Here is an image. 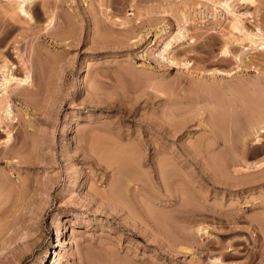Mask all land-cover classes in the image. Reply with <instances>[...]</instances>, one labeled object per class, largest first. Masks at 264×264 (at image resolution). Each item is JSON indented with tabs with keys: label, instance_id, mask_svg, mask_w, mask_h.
<instances>
[{
	"label": "rangeland",
	"instance_id": "1",
	"mask_svg": "<svg viewBox=\"0 0 264 264\" xmlns=\"http://www.w3.org/2000/svg\"><path fill=\"white\" fill-rule=\"evenodd\" d=\"M7 1L0 264H264V0Z\"/></svg>",
	"mask_w": 264,
	"mask_h": 264
},
{
	"label": "bare ground",
	"instance_id": "2",
	"mask_svg": "<svg viewBox=\"0 0 264 264\" xmlns=\"http://www.w3.org/2000/svg\"><path fill=\"white\" fill-rule=\"evenodd\" d=\"M30 0H8L7 2V7H6V11L11 13L13 12V9H9L11 4L13 3H16V7H15V10L17 13L19 14H22V15H25L27 14V4L29 3ZM244 1L245 3H253V0H242ZM223 5V3H222ZM227 5V2L224 3V7H226ZM230 5V4H229ZM2 10V9H1ZM215 10V9H214ZM245 12V11H244ZM216 13V12H215ZM246 13V12H245ZM234 15V14H233ZM26 16V15H25ZM244 16L246 17H249L251 18V14L250 13H246ZM242 17V16H241ZM241 17H239L237 14L234 15L233 17V21H232V25H231V29L233 30V32H238L240 35L242 34L243 35V40L244 39H247V41L250 43V46L249 47H254V49L256 48V50H264V31L263 30H260V27H256L253 29V31H249V30H246V26H244L243 22L241 21ZM184 18V17H183ZM187 18V17H186ZM243 18V17H242ZM244 20V19H242ZM180 22H181V19H180ZM179 22V23H180ZM186 22V20H185ZM257 24V23H256ZM186 25V24H185ZM185 25H180L178 26V29L177 31H175L174 34H170L168 39L164 42V45H163V48L160 49V51L158 52V56H162L163 58H169V54H170V48L172 46V43L175 42V41H180L182 38L184 39L186 36H185ZM187 35V34H186ZM188 36V35H187ZM237 37V36H236ZM241 40V39H240ZM247 50V49H246ZM241 53V52H240ZM242 54V53H241ZM245 58L248 60V58L250 59L249 55L246 56V54L244 55ZM237 57V56H236ZM239 60V59H238ZM5 61V60H4ZM251 61V60H250ZM249 61V62H250ZM3 64V63H2ZM0 71H1V76H0V103H2V106H1V114H3V118L6 119V120H11L12 117H13V111H12V106H11V103L6 95V87H8L10 84H16V86H20V85H26L28 83V80H29V76L28 74H24L22 77L20 78H17L16 76H14L12 74V68L11 66H8L7 62L4 63V65L2 67H0ZM29 71V70H28ZM27 87V86H26ZM22 88V87H20ZM19 88V90H20ZM25 88V87H24ZM213 92V91H212ZM262 92V91H261ZM9 96V95H8ZM220 113V112H219ZM2 119V118H1ZM260 119V118H259ZM258 120V119H257ZM262 122V120H261ZM257 124V123H256ZM260 131L258 130L255 134L256 137H259L257 140H262V137H261V133H264V127L263 128H259ZM11 135V134H10ZM8 139V138H7ZM236 159V158H235ZM120 160V159H119ZM233 161V160H232ZM118 167V166H117ZM239 167V166H238ZM240 168V167H239ZM254 168L256 170H263L264 169V158L261 160V161H258L257 163H255L254 165ZM165 169V168H164ZM242 169V168H241ZM237 170V168H236ZM119 173V172H118ZM121 176V175H120ZM171 176V175H170ZM118 183V182H117ZM119 184V183H118ZM117 184V185H118ZM120 186V184H119ZM118 186V189H117V186H116V192L118 193L120 190ZM123 187V186H122ZM121 189V188H120ZM119 190V191H118ZM123 190V188H122ZM116 193V194H117ZM119 194V193H118ZM124 194V193H123ZM115 196V195H114ZM119 196V195H118ZM121 198V197H120ZM125 198V197H124ZM187 220V219H186ZM264 220V219H263ZM260 220H258L259 222ZM257 222V223H258ZM264 224V223H263ZM261 224V225H263ZM260 225V226H261ZM259 226V227H260ZM264 226V225H263ZM258 227V226H257ZM261 229V228H260ZM259 229V230H260ZM205 230V229H204ZM203 230V228H198L197 229V232H205ZM263 231H264V227H263ZM262 232V231H261ZM207 233V232H206ZM257 234V233H256ZM263 234V232H262ZM261 234V235H262ZM264 235V234H263ZM264 237V236H263ZM219 258L217 257V260L219 262ZM222 263V262H221ZM43 264V262H42ZM217 264V263H216ZM220 264V262L218 263Z\"/></svg>",
	"mask_w": 264,
	"mask_h": 264
}]
</instances>
